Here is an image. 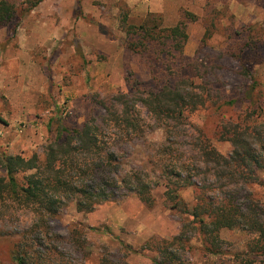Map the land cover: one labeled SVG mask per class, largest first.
Listing matches in <instances>:
<instances>
[{
	"label": "rangeland",
	"instance_id": "1",
	"mask_svg": "<svg viewBox=\"0 0 264 264\" xmlns=\"http://www.w3.org/2000/svg\"><path fill=\"white\" fill-rule=\"evenodd\" d=\"M9 1L16 12L0 27V151L41 157L59 122L79 126L89 113H104L98 101L132 91L135 82L146 89L173 81L176 72H191L193 84L222 99L216 110L189 114L175 147L188 150L196 128L228 154L231 145L218 138L217 118L255 117V111L264 120V0H42L26 12L23 0ZM144 20L159 27L181 20L186 24L185 63L125 46L126 24ZM137 105L147 127L143 138L126 145L121 156L125 170L139 167L147 152L167 144L164 130ZM258 176L262 183L254 189L264 202V172ZM122 191L86 213L69 204L51 221V242L67 264H155L153 245L178 233L179 218L167 208L162 185L152 190L151 208ZM179 192L193 203L192 187ZM30 223L26 210L0 219V264H16L10 251ZM71 230L84 234L80 249L69 238ZM219 236V253L203 251L193 238L191 249L168 264H246V257L250 264H264V256L248 254L254 232L223 228Z\"/></svg>",
	"mask_w": 264,
	"mask_h": 264
},
{
	"label": "trees",
	"instance_id": "2",
	"mask_svg": "<svg viewBox=\"0 0 264 264\" xmlns=\"http://www.w3.org/2000/svg\"><path fill=\"white\" fill-rule=\"evenodd\" d=\"M40 1L23 0V11ZM15 12L9 0H0V27L9 24ZM125 19L123 15L122 21ZM185 25L182 20L167 27L148 25L145 20L127 23L125 46L136 52L151 49L162 61L175 57L181 64L186 59ZM176 74L175 80L151 88L132 83V91H117L109 101H98L104 113H89L79 126L59 122L41 157L0 151V219L22 210L31 216L29 230L10 251L16 264H67L64 254L51 242V221L69 204L77 211L90 212L99 203L124 194V189L151 208L155 201L152 190L159 185L164 187L165 204L179 218L180 227L170 240L159 239L153 245L158 255L155 264L180 260L179 252L189 251L193 238L203 251L219 253V231L223 228L254 232L256 238L248 254L264 256V202L254 189L262 183L258 172H264V120H259L255 111V117L217 118L218 138L231 145L228 154L221 153L196 128L188 150L175 147L189 114L206 107L216 110L222 99L193 84L191 72ZM138 103L164 130L167 144L147 152V161L139 167L125 170L121 156L126 145L143 138L147 127ZM189 186L194 196L191 205L179 192ZM68 235L80 249L84 234L71 230ZM248 258L241 262L250 264Z\"/></svg>",
	"mask_w": 264,
	"mask_h": 264
}]
</instances>
